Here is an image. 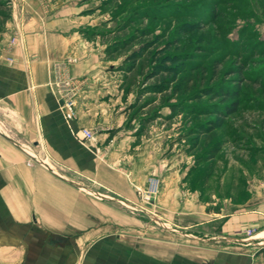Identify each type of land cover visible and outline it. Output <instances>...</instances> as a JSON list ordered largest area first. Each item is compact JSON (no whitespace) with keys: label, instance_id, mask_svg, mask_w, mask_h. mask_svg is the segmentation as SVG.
<instances>
[{"label":"crops","instance_id":"1","mask_svg":"<svg viewBox=\"0 0 264 264\" xmlns=\"http://www.w3.org/2000/svg\"><path fill=\"white\" fill-rule=\"evenodd\" d=\"M9 6L0 31V113L23 135L38 139L59 172L62 167L81 170L106 190L136 200L137 188L147 179L137 148L147 146H140L138 125L129 121L123 81L113 76L106 5L98 0H9ZM70 96L77 117L68 122L61 105ZM83 128L96 133L90 146L77 138ZM7 135L10 141L0 139V242L25 248V264H177L174 239L129 242L97 234L83 236L81 243L83 237L73 232H97L95 199L43 165H29L14 144L20 143ZM176 170L183 175L176 177ZM187 174L174 164L165 171L162 218L196 232L222 219L223 232L264 223V176L247 181V199L230 201L228 213L224 208L213 212L199 195L190 199L181 191ZM251 239L263 241L264 228ZM183 245L178 250L185 254ZM243 256L235 255V263H243Z\"/></svg>","mask_w":264,"mask_h":264},{"label":"rangeland","instance_id":"2","mask_svg":"<svg viewBox=\"0 0 264 264\" xmlns=\"http://www.w3.org/2000/svg\"><path fill=\"white\" fill-rule=\"evenodd\" d=\"M7 1V7L0 6L1 23L6 18L3 11L11 9ZM105 9L111 17V42L129 41L112 55V70L117 73L113 72V76L125 85L126 100L123 101L129 110V121L133 117L132 127L138 125L140 146H147L144 150L137 148L140 149L137 157L144 159L147 179L137 188V199L131 202L163 222L186 233L203 235L209 241L184 238L143 211L125 205L118 199L125 198L88 180L81 170L73 173L70 169L58 167L65 176L113 198L107 200L80 189L95 199L99 213L94 228L97 232L78 231L73 232V236L112 235L129 242L138 237L160 241L174 239L177 264H187L188 256L192 258L191 264H237L234 258L237 254L246 255L243 256L245 261L239 264H264V240L245 244L231 241L252 240L251 237L264 228V223L247 226L255 228L253 234L248 235L243 232L245 227L223 232L221 218L220 221L209 222L204 231L196 232L192 227L182 229L170 223L159 212L162 209L159 202L163 176L168 166L173 164L177 168L185 167L188 172L191 169L185 180L187 183L179 184L181 191L184 190L190 199L199 195L202 201L209 203L207 207L213 212L221 208L232 212L230 201L244 202L247 199V181L252 176H264V0H109ZM177 9L180 11L174 12ZM146 41H153L154 47L145 50L144 56L135 62L127 61L135 50H144ZM154 51H157L156 59L152 57ZM169 54L181 56L177 62L165 63L171 69L158 71L150 78L156 60L158 62ZM125 63H133L130 71L123 68ZM241 65H244L243 72L238 74ZM154 83H165L169 90L145 94L144 87ZM217 83L240 84L242 104L226 119L224 126L211 134H200L192 129L207 121L210 115L173 109L185 101L196 100L193 97L198 92ZM194 102L206 105L209 98ZM192 109L198 108L194 106ZM152 115L157 117L144 122ZM0 130L6 135L10 133L22 145L12 142L25 154L27 163H37L34 153L49 163L48 153L38 139L23 135L8 124L1 113ZM0 139L10 141L1 133ZM219 140L224 142L222 150L206 164L199 165L197 158L204 157ZM91 142L83 144L90 146ZM140 163L138 160L136 165ZM175 175L180 177L183 173L176 170ZM226 204L229 208L225 207ZM85 237L79 241L82 243ZM8 244L0 242V264H25L26 249ZM179 244H184L185 254L183 248L178 250Z\"/></svg>","mask_w":264,"mask_h":264},{"label":"trees","instance_id":"3","mask_svg":"<svg viewBox=\"0 0 264 264\" xmlns=\"http://www.w3.org/2000/svg\"><path fill=\"white\" fill-rule=\"evenodd\" d=\"M109 3V0L104 1V5H107ZM8 1L7 0H0V6L7 7ZM182 8V6L180 7ZM171 11V10H170ZM179 12L180 9L174 10V12ZM3 16L8 18L10 16L9 12L3 11ZM1 26V22H0ZM1 28V27H0ZM2 30V29H1ZM0 30V31H1ZM143 33H145L143 31ZM146 34V33H145ZM129 42V41H128ZM126 43H121L119 40H116L115 42H111V44L107 47L106 51L109 55H113L116 52H119L124 46H126ZM144 50H135L132 55H130L127 59V61L131 60L130 62H135L136 59L142 58L144 56V51L149 50L152 47H154L153 41H146V45H143ZM143 50V51H142ZM149 52V51H148ZM157 51L153 53V59H156ZM180 54H173V55H167L166 57L160 58V61L157 62L154 69V73L150 75L149 77L152 78L155 76V74L158 71L164 72L166 69H171L172 67H167L165 65L166 62H177L180 59ZM126 71H130L131 69V63H125L123 64ZM244 65H241L238 68V74L243 72ZM125 85L123 84V87ZM169 90V85L165 83H154L151 85H148L147 87H144L143 92L147 94L148 92H154V93H164ZM242 88L241 85L238 83H217L213 86H209L205 89H202L201 92H198L193 99H196L194 101H197L198 99L208 97L209 103L206 105L198 104L194 101H185L183 105H178L176 108L174 107V111L181 110L182 113H192L197 115H210L211 117L204 122L199 123L197 128H194L192 130L197 131L200 134L207 133L211 134L217 129L224 126V123L226 119L231 116L232 114L236 113L241 104H242ZM191 96V95H190ZM192 98V97H191ZM196 106V110L192 109ZM214 116V117H213ZM157 115H152L150 117H146L144 119V122H147L148 120L156 118ZM133 119V117H132ZM224 147V142L222 140L217 141L206 153L204 157H198L197 163L200 164H206L211 159L215 158L217 154L222 150ZM191 169L189 170L188 174H190Z\"/></svg>","mask_w":264,"mask_h":264},{"label":"water","instance_id":"4","mask_svg":"<svg viewBox=\"0 0 264 264\" xmlns=\"http://www.w3.org/2000/svg\"><path fill=\"white\" fill-rule=\"evenodd\" d=\"M25 143V142H23ZM26 147H28L30 150L31 148L26 145ZM33 157L35 159V161L41 165H43L44 167H46L49 171H51L52 173H54L57 177L61 178L62 180L68 182L69 184L81 189V190H85L95 196H98V197H102L104 199H108L110 196L109 195H106V194H103L101 192H98L94 189H91L87 186H84L82 185L81 183L65 176L63 173L59 172L57 169H55L53 166H51L47 161L45 160H42L40 158H38V156L34 153L33 154ZM120 201L122 203H124L125 205L127 206H131L139 211H143L146 215H149L152 219H154L155 221L161 223L162 225H164V227H166L168 230H171L173 231L174 233H177L179 234L180 236L184 237V238H189V239H196V240H200V241H209V239L205 238V237H198V236H195L193 234H190V233H186L185 231H182L181 229L175 227V226H171L169 225L168 223L166 222H163L159 217L157 216H152L151 214H149L148 212H145V210L143 208H140L137 204L135 203H132L131 201L127 200V199H122V198H119ZM231 241L235 242V243H241V244H245L247 243L248 241L250 242H254L253 240H250V239H232ZM254 243H257V242H254ZM261 244V243H259Z\"/></svg>","mask_w":264,"mask_h":264},{"label":"built area","instance_id":"5","mask_svg":"<svg viewBox=\"0 0 264 264\" xmlns=\"http://www.w3.org/2000/svg\"><path fill=\"white\" fill-rule=\"evenodd\" d=\"M12 44L17 43V37H13L11 39ZM64 113V117L68 121H72L77 117V110H76V102L75 98L73 96L67 97L64 102L61 105ZM77 138L82 141V143H85V141H94L96 139V133L89 129V128H83L80 131L76 133ZM29 165H32V162H28ZM255 231V228L252 227H245L243 229V232L247 233L248 235H252Z\"/></svg>","mask_w":264,"mask_h":264},{"label":"bare ground","instance_id":"6","mask_svg":"<svg viewBox=\"0 0 264 264\" xmlns=\"http://www.w3.org/2000/svg\"><path fill=\"white\" fill-rule=\"evenodd\" d=\"M0 133L3 134L4 136L8 137V135H6L5 133H3L1 130H0ZM20 146H22V145L20 144Z\"/></svg>","mask_w":264,"mask_h":264}]
</instances>
